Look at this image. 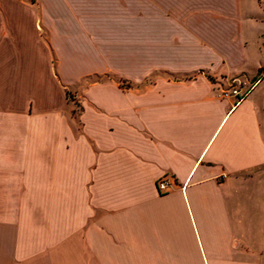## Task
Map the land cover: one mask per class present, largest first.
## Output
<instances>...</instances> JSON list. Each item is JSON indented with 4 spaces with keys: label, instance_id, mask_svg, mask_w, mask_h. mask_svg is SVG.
<instances>
[{
    "label": "crops",
    "instance_id": "0c3cea01",
    "mask_svg": "<svg viewBox=\"0 0 264 264\" xmlns=\"http://www.w3.org/2000/svg\"><path fill=\"white\" fill-rule=\"evenodd\" d=\"M19 14L59 64L63 39L70 71L121 81L36 108ZM263 23L264 0H0V264H264L234 199L264 189V87L219 97L259 76Z\"/></svg>",
    "mask_w": 264,
    "mask_h": 264
},
{
    "label": "rangeland",
    "instance_id": "374dc122",
    "mask_svg": "<svg viewBox=\"0 0 264 264\" xmlns=\"http://www.w3.org/2000/svg\"><path fill=\"white\" fill-rule=\"evenodd\" d=\"M24 1H26L27 3H31L35 0ZM27 12H30L29 8ZM19 15H21V18L19 20L23 29L22 32H20V37L17 40L13 39L10 41V47L11 49L25 50L27 51V53L34 55L36 58L41 60H37V66H35L33 69L37 71V80L31 82L32 90L35 94L34 105L36 108H50L52 105L58 103L61 104V102L64 100V97H67L69 101L74 104L75 112L79 113L80 105L76 102L79 101V97L82 95L85 86H87L89 82L109 79L121 81L119 77H116L113 74L92 73L83 75L84 72L81 71H70L69 69L71 68V63L75 65L76 62H73V60L68 62L67 56L64 55V53L68 51L67 49L69 46L67 44L69 43L68 41L63 39L55 40L62 58V61L59 64L58 56L54 48L52 47V44L50 43L47 31L44 28L38 27V23L36 25L38 30L40 31V34L38 35L36 32L34 18L30 15ZM19 26V24L16 25L15 23H13L12 28H19ZM261 27H264V23L261 24ZM17 31H19V29H17ZM11 32L17 33L15 30H12ZM12 36H15V34H13ZM258 41L261 49L259 50L257 46V50V48L253 46L252 56L250 60V63L252 64L256 63L259 60H264V38ZM252 42L255 44L256 41ZM70 49H72V47H70ZM60 65L63 74L66 76L67 80H69V82H67V86L63 83L62 78L58 72V67H60ZM75 66L78 67V65ZM65 68L67 69L66 71H64ZM263 70L264 67L260 69L258 75H260ZM196 74H198V72L195 74H191V77H194V75ZM165 76L169 78H176V76L171 74ZM155 77L156 75H153L149 78V80H153L155 79ZM177 77L187 79L190 76L188 77V75H182ZM232 79L230 78L226 81L231 82ZM122 82V86H132L125 81ZM262 87H264V80L259 84V88ZM228 88L223 87L221 90H226ZM262 188L263 185H261V183H246L236 187L234 196L236 209V226L240 231L241 239H243L246 244L249 243L254 251H260L261 249H264V189ZM261 259H264V254L261 256Z\"/></svg>",
    "mask_w": 264,
    "mask_h": 264
},
{
    "label": "built area",
    "instance_id": "2783aa9c",
    "mask_svg": "<svg viewBox=\"0 0 264 264\" xmlns=\"http://www.w3.org/2000/svg\"><path fill=\"white\" fill-rule=\"evenodd\" d=\"M264 80V70L254 81H241L232 79L230 86L226 90H221L219 97L226 99H234V106L240 104L249 93ZM225 177V175H222ZM158 188L160 191H167L170 188V183L167 179H160L158 181Z\"/></svg>",
    "mask_w": 264,
    "mask_h": 264
}]
</instances>
